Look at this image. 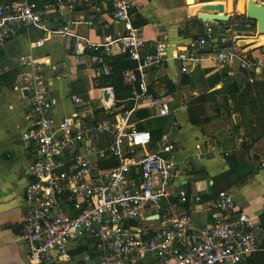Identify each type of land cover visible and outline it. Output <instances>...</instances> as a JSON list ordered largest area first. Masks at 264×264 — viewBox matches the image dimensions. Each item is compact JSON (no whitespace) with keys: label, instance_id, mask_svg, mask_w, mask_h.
Segmentation results:
<instances>
[{"label":"built area","instance_id":"1","mask_svg":"<svg viewBox=\"0 0 264 264\" xmlns=\"http://www.w3.org/2000/svg\"><path fill=\"white\" fill-rule=\"evenodd\" d=\"M100 2L110 4V17L122 32L116 38L105 36L103 42L82 41L78 51L85 52L94 77L101 78L112 73L110 46L119 43L133 63L119 69L133 103L127 111L88 120L86 103L73 96V112L55 120L42 63L30 53L17 58L26 70L17 73L15 89L30 94L28 126L21 132L29 146L23 194L30 205L18 236L27 246L25 263L71 264L80 249L82 260L90 264H244L260 250L261 224L237 208L229 190L215 195L189 193L170 133L162 130L153 138L150 130L132 120L143 104L152 105L158 116L171 114L167 99H148V71L167 60L165 36L156 43L143 38L132 0L0 2V72L4 45L14 35L42 28L55 14L63 18L59 33L72 38L67 14L82 5L101 11L96 6ZM85 23L93 25V15ZM229 31V27L208 28L194 38L175 55L181 70H187L186 63L196 65L197 50L212 47V40H221L218 36ZM42 44L38 39L31 46ZM212 51L216 64L237 60L241 69L253 65L236 42ZM189 206L205 212L208 221L194 226Z\"/></svg>","mask_w":264,"mask_h":264},{"label":"crops","instance_id":"2","mask_svg":"<svg viewBox=\"0 0 264 264\" xmlns=\"http://www.w3.org/2000/svg\"><path fill=\"white\" fill-rule=\"evenodd\" d=\"M15 1L22 0H0ZM132 1L137 9L135 24L141 27L143 38L156 43L161 35L165 36L167 60L160 68L148 71V99L165 98L171 110L167 116H158L152 105L143 104L135 109L132 120L139 121L138 127L150 130L153 138L162 130L170 133L189 193L215 195L221 189L232 192L237 208L253 216L262 227L260 250L244 264H264L263 34L257 32L255 21L237 11L229 14L227 22H204L191 12L187 0ZM254 1L264 4V0ZM211 2L224 0H194V5L200 6V11L201 6ZM96 6L101 11L82 5L67 14L72 22L68 30L72 38L59 33L63 18L50 14L42 28L20 31L4 45L0 72V264H26L27 253L26 244L18 236L30 205L23 194L28 182L29 146L21 139V132L28 126L30 94H24L26 89H15L17 73L26 70L17 64L18 56L30 53L42 63L55 120L73 112V96L86 103L83 110L88 120L90 116L113 118L133 104L129 99L117 104L113 87L101 85L103 77H94L85 52L78 51L82 41L103 42L105 36L116 38L122 32V26L110 17V4L100 2ZM90 15L93 25L85 23ZM103 25L106 27L102 34ZM218 27H229L230 31L218 34L221 40L216 39V43L225 46L236 42L253 65L241 69L237 60L216 64L213 51L198 49V63H186L187 70L183 72L175 55L208 28L215 31ZM38 39L42 46H31ZM119 56H123L122 50L119 43H114L109 60ZM109 105L110 110L105 111L103 107ZM188 209L194 226L208 221L205 212L195 211L193 206ZM79 251L71 264H90L82 260Z\"/></svg>","mask_w":264,"mask_h":264},{"label":"water","instance_id":"3","mask_svg":"<svg viewBox=\"0 0 264 264\" xmlns=\"http://www.w3.org/2000/svg\"><path fill=\"white\" fill-rule=\"evenodd\" d=\"M189 1V0H187ZM194 2V0H192ZM235 2V0H234ZM236 11L235 8L225 10L222 4H210L208 6H203V8L196 13V17L204 22H227L229 20V14ZM244 14L249 20L255 21L257 24V32L259 34H264V4H258L254 0H246ZM212 47L200 48L199 52H211L213 48L224 47L222 43H216L212 40ZM24 94L28 91L24 90Z\"/></svg>","mask_w":264,"mask_h":264},{"label":"trees","instance_id":"4","mask_svg":"<svg viewBox=\"0 0 264 264\" xmlns=\"http://www.w3.org/2000/svg\"><path fill=\"white\" fill-rule=\"evenodd\" d=\"M112 73L108 76H104L101 82L102 86H112L114 90V98L119 103L120 100H125L130 97V91L128 88L124 87L121 83V78L119 74L120 68L133 67V63L127 59L126 55L114 57L111 59ZM141 116H144L142 114Z\"/></svg>","mask_w":264,"mask_h":264},{"label":"bare ground","instance_id":"5","mask_svg":"<svg viewBox=\"0 0 264 264\" xmlns=\"http://www.w3.org/2000/svg\"><path fill=\"white\" fill-rule=\"evenodd\" d=\"M233 1L234 0H226V1L222 2L225 10H227L229 7V10H232V8H235V10L239 13L244 12L246 0H237V1H235V3ZM187 4L189 5L190 10L193 14H196L198 12V9H200V6L194 5V2H192V0L187 1ZM210 4H220V2L207 3L204 5V7L208 6ZM201 8H203V6H201ZM260 36H264V34L260 35Z\"/></svg>","mask_w":264,"mask_h":264},{"label":"rangeland","instance_id":"6","mask_svg":"<svg viewBox=\"0 0 264 264\" xmlns=\"http://www.w3.org/2000/svg\"><path fill=\"white\" fill-rule=\"evenodd\" d=\"M224 1H226V0H224ZM237 1V0H236ZM222 2H220V4H221ZM222 5H223V3H222ZM236 14V13H235ZM238 14H241V13H238ZM162 120V119H161ZM150 123H156V122H154V121H150Z\"/></svg>","mask_w":264,"mask_h":264}]
</instances>
